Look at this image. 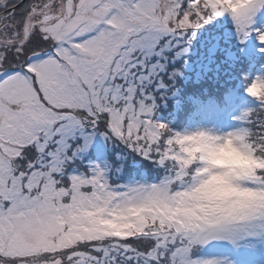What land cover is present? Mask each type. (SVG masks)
Instances as JSON below:
<instances>
[{"label": "snow or ice", "instance_id": "1", "mask_svg": "<svg viewBox=\"0 0 264 264\" xmlns=\"http://www.w3.org/2000/svg\"><path fill=\"white\" fill-rule=\"evenodd\" d=\"M205 25L234 26L245 55L264 56V0H0V264H264V201L170 214L208 165L154 118L153 90L177 75L162 76L166 53L181 57ZM253 79L264 67L245 93ZM234 119L226 136L264 161V99ZM97 132L149 161L156 181L73 170ZM244 186L264 192V170Z\"/></svg>", "mask_w": 264, "mask_h": 264}, {"label": "trees", "instance_id": "2", "mask_svg": "<svg viewBox=\"0 0 264 264\" xmlns=\"http://www.w3.org/2000/svg\"><path fill=\"white\" fill-rule=\"evenodd\" d=\"M195 43L198 44V53H203V60L200 63L193 62L191 52L186 61L191 62L194 67L186 69L183 61H178L175 68L179 73L168 80L167 87L153 90L157 105L154 118L159 121H162V117L165 118V123L175 131L186 125L194 100L213 97L223 103L232 89H241L240 83L248 73V61L236 45H228L225 33L223 30L218 33L216 25H205L200 29L188 43L191 44L190 51H194ZM214 48L216 51L213 54ZM231 52L235 55L229 56ZM162 76L167 78L169 74L162 73ZM159 91L165 93L163 98L158 96ZM105 148L110 162L112 184H122L128 179H143L149 182L156 180L158 170L123 143L106 138ZM89 157L93 158V153ZM77 160H80L85 170L86 159ZM74 165L81 166L77 161Z\"/></svg>", "mask_w": 264, "mask_h": 264}, {"label": "clouds", "instance_id": "3", "mask_svg": "<svg viewBox=\"0 0 264 264\" xmlns=\"http://www.w3.org/2000/svg\"><path fill=\"white\" fill-rule=\"evenodd\" d=\"M246 95L250 98L264 99V79H253L248 85ZM179 144L185 145L190 154L202 158L205 168L202 183L188 196H185L172 216L197 220L236 212L249 201H264V192L249 190L244 185L264 170V161L256 159L243 146L237 136L227 137L226 131L198 127L182 129ZM230 131V130H229ZM110 227H118L109 224ZM130 225H124V230Z\"/></svg>", "mask_w": 264, "mask_h": 264}, {"label": "rangeland", "instance_id": "4", "mask_svg": "<svg viewBox=\"0 0 264 264\" xmlns=\"http://www.w3.org/2000/svg\"><path fill=\"white\" fill-rule=\"evenodd\" d=\"M229 27L232 28V31L229 32ZM222 30L225 34H227L229 36V38L236 43L237 46H241L243 45L244 47H246L245 44H242L238 38L235 36L234 34V26H230L228 25L227 27H222ZM204 43V41L202 42V44ZM239 43V44H237ZM258 43V42H257ZM233 45V44H232ZM231 45V46H232ZM248 47H250V50H252V44L251 42H248L247 44ZM187 48H191V44H186ZM194 47V51H191L193 53V62H198L200 63L203 60V53H198L199 48H198V44L195 43L193 45ZM190 51V50H189ZM213 54L216 51V48L212 49ZM252 51H250L249 53H251ZM186 54V53H184ZM183 54V55H184ZM168 59L165 61V63L168 66V74L170 76L171 73H179V70L177 68H175L176 63L178 61L182 60V56L179 58H175V59H171L168 55V53H166ZM264 56H261L260 54H256L255 55V59L251 60L252 61V67L250 68V70H252L254 68H261L264 67V59H262ZM262 59V61H261ZM261 61V62H259ZM184 63V61H183ZM255 66V67H254ZM258 74V73H255ZM176 76V75H175ZM169 82V81H168ZM236 96L232 95L229 97V104L230 106H232L233 104V100L235 99ZM242 97L243 99L240 101L239 105L232 108V111L223 116V113L221 112L220 108L217 105H201L199 110H198V119H195L186 129H195L198 127H206V128H213L217 131H229L233 128V126L236 124L235 121V117L238 116L240 114V112L246 107L248 106L251 98L247 97L246 93L243 91L242 93ZM164 121V119H163ZM179 131V130H178ZM106 142V137L105 135H102L100 133H96L95 135V139L94 142L92 144V146L90 147V151H93L96 147V160L95 161H90L91 166L94 164H99L102 168L105 169L106 171V175L107 178L109 179V182L111 183L110 180V162L107 160V152L104 150V148L102 147V143ZM86 153V152H85ZM132 183V182H131Z\"/></svg>", "mask_w": 264, "mask_h": 264}, {"label": "water", "instance_id": "5", "mask_svg": "<svg viewBox=\"0 0 264 264\" xmlns=\"http://www.w3.org/2000/svg\"><path fill=\"white\" fill-rule=\"evenodd\" d=\"M26 0H24V2H25Z\"/></svg>", "mask_w": 264, "mask_h": 264}]
</instances>
